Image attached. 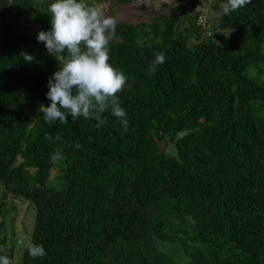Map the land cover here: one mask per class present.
Listing matches in <instances>:
<instances>
[{"label":"trees","instance_id":"trees-1","mask_svg":"<svg viewBox=\"0 0 264 264\" xmlns=\"http://www.w3.org/2000/svg\"><path fill=\"white\" fill-rule=\"evenodd\" d=\"M183 1L149 21L117 19L109 63L127 76L124 131L110 111L99 128L70 114L44 121L59 65L37 34L51 27L53 0H0V255L13 264H264V0L221 11L208 34ZM217 30L231 31L228 43ZM161 52L165 63L146 75ZM18 197L33 204L28 240L42 258L21 240L16 258L5 234Z\"/></svg>","mask_w":264,"mask_h":264},{"label":"clouds","instance_id":"clouds-1","mask_svg":"<svg viewBox=\"0 0 264 264\" xmlns=\"http://www.w3.org/2000/svg\"><path fill=\"white\" fill-rule=\"evenodd\" d=\"M249 3L251 0H222L219 8L222 14L229 15ZM47 13L51 27L39 31L37 40L56 57L59 67L48 79L46 95L50 104L39 105L44 121L49 125L56 121L67 124L70 114L73 121L81 117L95 119L99 128L108 123L102 114L110 111L127 131V114L117 95L127 86V76L109 63L110 42L115 35L117 18L89 0H53ZM21 55L26 62L34 60L26 52ZM164 63V53H156L145 74L151 76ZM75 147L78 149L81 145L77 143ZM62 158L60 151H56L51 154L50 161L55 164ZM22 243L33 259L46 255L43 245L31 240ZM0 264L13 262L7 255H0Z\"/></svg>","mask_w":264,"mask_h":264},{"label":"rangeland","instance_id":"rangeland-1","mask_svg":"<svg viewBox=\"0 0 264 264\" xmlns=\"http://www.w3.org/2000/svg\"><path fill=\"white\" fill-rule=\"evenodd\" d=\"M204 1V0H203ZM106 8V14L115 16L117 19L129 18L133 22L140 20L149 21L153 15L159 14L166 10H170L171 0H134L133 3H119L116 0L103 3H93ZM219 0H205L204 6L194 5L190 0H184L180 7H188L193 10H201V15L204 21V27H202L203 33H210L215 27L216 16L220 15L221 9L219 8ZM25 24L21 23L19 27L23 28ZM214 27V28H213ZM26 29V28H25ZM220 32V33H219ZM1 34V33H0ZM231 37L230 30H217L214 40L219 43H228ZM60 180L58 176L52 175L49 180L48 186L51 188H59ZM16 202V210L9 212L5 217L6 229L5 234L12 236V240L17 242L14 246L16 258L21 256L23 250L19 246V240L25 242L30 237L34 222V209L33 204L27 199L18 197L14 199ZM28 232V233H27ZM29 234V235H27ZM158 248L162 251H171L173 255H182L180 248L176 244L168 242H156Z\"/></svg>","mask_w":264,"mask_h":264},{"label":"built area","instance_id":"built-area-1","mask_svg":"<svg viewBox=\"0 0 264 264\" xmlns=\"http://www.w3.org/2000/svg\"><path fill=\"white\" fill-rule=\"evenodd\" d=\"M197 23L203 25V27H204V21H203V17H202V15H200V16L198 17V22H197Z\"/></svg>","mask_w":264,"mask_h":264}]
</instances>
